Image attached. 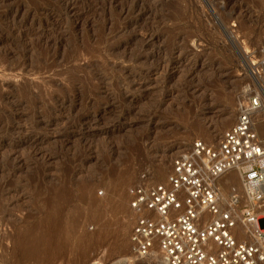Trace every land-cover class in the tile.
<instances>
[{
	"label": "rangeland",
	"instance_id": "obj_1",
	"mask_svg": "<svg viewBox=\"0 0 264 264\" xmlns=\"http://www.w3.org/2000/svg\"><path fill=\"white\" fill-rule=\"evenodd\" d=\"M257 77L264 0H0V264H158L128 188L219 141Z\"/></svg>",
	"mask_w": 264,
	"mask_h": 264
},
{
	"label": "built area",
	"instance_id": "obj_2",
	"mask_svg": "<svg viewBox=\"0 0 264 264\" xmlns=\"http://www.w3.org/2000/svg\"><path fill=\"white\" fill-rule=\"evenodd\" d=\"M256 79L219 141L194 139L164 181L143 175L128 188L137 260L156 258V250L165 264H264V136L256 130L264 80ZM229 171L240 189L220 184Z\"/></svg>",
	"mask_w": 264,
	"mask_h": 264
},
{
	"label": "bare ground",
	"instance_id": "obj_3",
	"mask_svg": "<svg viewBox=\"0 0 264 264\" xmlns=\"http://www.w3.org/2000/svg\"><path fill=\"white\" fill-rule=\"evenodd\" d=\"M264 110V108L263 109H261V111L259 112V114L258 115H260V113L262 112ZM258 115L256 116V118L258 117ZM221 117V118H220ZM219 117V119L217 120V127H214V130L211 132V133H209L208 134V140H210V139H212V138H216V136H218L217 134H218V132H220V129H222L224 126H226L228 123H229V120H230V114H229V112L226 110V111H224V114L222 115V116H220ZM264 127V126H263ZM263 132V131H262ZM217 133V134H216ZM217 139H218V137H217ZM233 173L235 174V177H237V179H238V174H237V172L236 171H229V172H227L226 174H224L222 177H224L225 175H228L229 176V178L231 177L230 175H232V177H233ZM161 174V173H160ZM221 177V178H222ZM220 178V179H221ZM228 178V177H227ZM229 178H228V181H231V180H229ZM234 178V177H233ZM219 179V180H220ZM232 179V178H231ZM226 182H227V180H225ZM234 181V180H233ZM236 182V181H235ZM226 184V187H229V186H232V182H228V183H225ZM155 252H156V250H155ZM154 252V253H155ZM153 253V254H154ZM159 260H158V264H165V262L159 257L158 258Z\"/></svg>",
	"mask_w": 264,
	"mask_h": 264
}]
</instances>
